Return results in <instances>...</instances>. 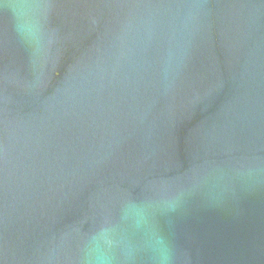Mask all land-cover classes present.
<instances>
[{
    "label": "water",
    "instance_id": "1",
    "mask_svg": "<svg viewBox=\"0 0 264 264\" xmlns=\"http://www.w3.org/2000/svg\"><path fill=\"white\" fill-rule=\"evenodd\" d=\"M0 264H264V0H0Z\"/></svg>",
    "mask_w": 264,
    "mask_h": 264
}]
</instances>
